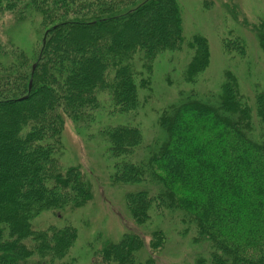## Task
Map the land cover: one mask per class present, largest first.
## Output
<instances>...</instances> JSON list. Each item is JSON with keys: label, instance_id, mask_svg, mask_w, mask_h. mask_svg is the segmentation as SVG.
Listing matches in <instances>:
<instances>
[{"label": "trees", "instance_id": "1", "mask_svg": "<svg viewBox=\"0 0 264 264\" xmlns=\"http://www.w3.org/2000/svg\"><path fill=\"white\" fill-rule=\"evenodd\" d=\"M230 5L264 54V15ZM6 14L44 36L29 50L0 42V264H264V73L241 85V35L222 37L229 64L206 83L208 37L186 33L177 0H0ZM163 58L174 91L147 139L141 111ZM67 121L98 129L132 226L117 241L96 234L84 254L61 213L97 196L62 161Z\"/></svg>", "mask_w": 264, "mask_h": 264}, {"label": "rangeland", "instance_id": "2", "mask_svg": "<svg viewBox=\"0 0 264 264\" xmlns=\"http://www.w3.org/2000/svg\"><path fill=\"white\" fill-rule=\"evenodd\" d=\"M177 1L182 8L183 24L186 33L189 35L203 34L208 37L211 50V64L206 74V83L210 80H219L222 76V70L229 64L228 57L223 51L222 40L225 39L224 37H231L232 31L236 35H241L247 41V48L249 50V58L245 59V62L239 64L234 62L231 66L239 76L241 85L247 86L248 82H252L248 77H251L255 81L256 77L259 76L258 72L264 73V54L261 52L257 39L250 30L243 29L236 24L232 17L230 5L232 1L237 2L242 11L240 17H246L249 21L253 22L264 15V0ZM35 24V22L29 23V21L20 22L8 14L0 17V42L6 44L11 39L16 45L26 50L32 47H40L44 31L36 30ZM168 71L167 58L160 59L157 63L154 76L152 99L141 111L143 131L147 139L151 135L153 123L157 120V115L153 111L164 102L161 96L165 95L168 90L174 91L165 83ZM89 132L93 133L94 139L89 140ZM63 139L65 145L61 156L63 163L66 166H81L82 170L94 182V191L97 196L92 203L85 205V207L73 213H70V211H68L69 213H61L63 217L72 214V220L80 228L79 242L74 252L84 254L86 245L94 239L96 234H108L117 241L128 227H132L124 215L125 208L123 209V197L126 190L117 186L109 187L107 183L106 176L103 174L106 165V158L102 154L104 145L99 142L101 138L98 135L97 128L85 131L82 128L78 129L72 122L67 121ZM111 172L112 168L108 172V175ZM175 238L173 237L172 242H178L177 238L176 240ZM170 248L169 246L165 251H162V255L166 252H175L173 250L177 252L181 246L178 244L176 247ZM184 252L187 253V249ZM164 257L161 259L164 261V264H167L165 260L167 257Z\"/></svg>", "mask_w": 264, "mask_h": 264}]
</instances>
